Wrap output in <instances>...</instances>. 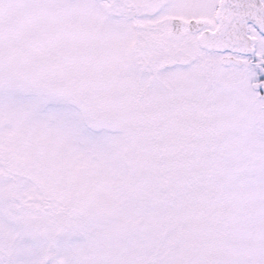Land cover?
Here are the masks:
<instances>
[{
	"label": "snow or ice",
	"instance_id": "snow-or-ice-1",
	"mask_svg": "<svg viewBox=\"0 0 264 264\" xmlns=\"http://www.w3.org/2000/svg\"><path fill=\"white\" fill-rule=\"evenodd\" d=\"M0 264H264V0H0Z\"/></svg>",
	"mask_w": 264,
	"mask_h": 264
}]
</instances>
